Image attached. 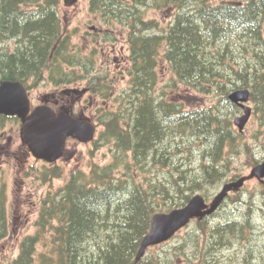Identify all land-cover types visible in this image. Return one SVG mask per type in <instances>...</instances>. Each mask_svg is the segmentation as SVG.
<instances>
[{"label":"trees","instance_id":"trees-1","mask_svg":"<svg viewBox=\"0 0 264 264\" xmlns=\"http://www.w3.org/2000/svg\"><path fill=\"white\" fill-rule=\"evenodd\" d=\"M39 1L47 10L32 20L4 17L14 21L11 31L19 32L22 41L16 54L0 59L2 78L27 84L86 80L93 92L109 97L111 87L107 74L97 72L95 50H72V34L63 28L57 10L61 0ZM89 7L101 23L128 28L129 85L117 110L101 109L103 127L94 141L96 148L110 147L111 160L91 163L88 171L73 169L56 188L51 180L62 177L63 168L35 174L43 184L51 182L50 189L41 199L35 232L22 238L9 264H162L135 261L153 214L183 206L197 192L208 197L209 188L225 180L241 133L213 109L189 110L165 89L154 95L161 59L168 61L176 84L186 89L214 92L231 102L233 89L249 87L251 100L264 106V0H89ZM152 7L174 8L167 26L146 18ZM260 161L248 155L250 167ZM4 190L0 241L10 233ZM204 222H198L199 228L204 229ZM236 226L232 222L231 230ZM218 232L220 242L214 245L221 246L225 243ZM40 242L45 250H39ZM199 245L194 244L197 249L187 264H206ZM242 263L264 264V253L261 258L245 255Z\"/></svg>","mask_w":264,"mask_h":264},{"label":"rangeland","instance_id":"rangeland-1","mask_svg":"<svg viewBox=\"0 0 264 264\" xmlns=\"http://www.w3.org/2000/svg\"><path fill=\"white\" fill-rule=\"evenodd\" d=\"M209 1L223 3L230 0ZM57 10L63 21V28H67L72 34L71 42L75 46H72V50L80 47L85 53L95 50L97 72L107 74L106 85L111 87L110 96L105 97L104 93L100 92L94 93L92 109L87 111L94 115V120L97 119L100 131L103 126L99 117L104 115L101 111L105 108L117 110L120 105L118 103L119 96L129 85L128 73L131 64L127 41L128 28L121 23L107 24L105 21L101 23L102 18L90 11L89 0H80L71 7H67L61 0ZM173 17L174 8L152 7L146 11L147 19L153 18L163 26H167ZM13 43L14 40H11L9 45L13 47ZM158 72L159 76L153 88L154 95L159 96L162 89H165L170 98L184 102L189 110L215 109L216 112L226 117L227 122L231 120L230 129L238 130L234 119L242 111L231 104L232 102L222 99L214 92L209 94L197 92L186 89L182 83L176 84L174 73L166 60L162 61L161 59ZM31 82H34L30 88L34 104H37L45 94L54 91L53 89L57 87L61 95H66L62 92L72 86L89 88L86 80L79 81L75 85L63 84L60 86H56V83L47 79ZM178 92L179 94H177ZM84 103L88 104V101H84ZM250 104L253 107V113L244 132H240V142L234 147L232 161L227 165V176L225 180L223 179L209 188L207 193L210 191V194L206 197L209 201L224 182L233 179V177L250 173L253 167H250L247 162L248 155L252 156L253 153L261 161L264 160V106H256L257 104L252 100ZM99 108L102 110L98 111ZM10 137L13 140L12 150L18 156L11 155L9 157L7 154L9 146H5L4 143L0 144V188L5 189L4 191L8 194L6 205L10 223L8 238L0 241V264H9V260L17 255L22 238L35 232V221L40 212L41 199L50 189L51 183L43 184V180L32 176L45 165L42 162H37L31 156L27 157V154L24 153L19 122L15 119L3 120L0 118V139L7 142ZM93 141L79 144L70 142L64 157L57 161L56 165L51 164V167L61 166L64 171L61 178L51 180L54 187L64 184L68 180L70 172L75 168L88 171L91 163L103 165L110 162V147L96 148ZM236 194L231 193L217 213L205 219L206 222L202 225L204 229L199 228L198 222L193 220L169 241L148 249L146 261L154 262L155 259L157 262L161 260L162 264H187V256L196 251L197 248L194 247V244L198 242L199 247L206 255L207 260L204 261L206 264H243L242 260L245 255L261 258L264 253V189H262L261 182L254 178L248 180ZM232 222H237L234 230H231L230 227ZM218 230L221 231V242L225 243H221V246L214 245L217 239L220 242ZM39 250H45L41 242Z\"/></svg>","mask_w":264,"mask_h":264},{"label":"water","instance_id":"water-1","mask_svg":"<svg viewBox=\"0 0 264 264\" xmlns=\"http://www.w3.org/2000/svg\"><path fill=\"white\" fill-rule=\"evenodd\" d=\"M79 0H64L65 5L76 4ZM229 99L243 109V113L234 119L240 131H243L252 114L249 105L250 90L238 88L229 94ZM28 91L21 81L4 79L0 82V114L17 115L22 120L21 138L38 159L55 161L64 150L69 136L86 143L91 141L96 126L85 119H75L69 113L57 114L46 105L37 106L32 112ZM257 178L264 182V160L255 165L249 174L223 184L211 202L197 193L182 207L153 215L151 227L139 245L136 259L140 260L147 248L170 239L178 230L192 219H202L214 213L231 191H239L247 180Z\"/></svg>","mask_w":264,"mask_h":264},{"label":"flooded vegetation","instance_id":"flooded-vegetation-1","mask_svg":"<svg viewBox=\"0 0 264 264\" xmlns=\"http://www.w3.org/2000/svg\"><path fill=\"white\" fill-rule=\"evenodd\" d=\"M29 1L31 0H0V59L6 55L16 54L18 52V47L21 46L19 42L22 41L21 37L19 36V32L15 30L11 31L15 27V24L13 23L14 21H8V19L6 18L4 19V17H6L7 14L8 15L12 14L14 19L17 18L19 20H22L23 22H27L29 20H32L35 15H39L42 13L44 14V11L47 10V7L42 9L38 6L40 4L39 0L37 2H32V1L29 2ZM12 26L14 27L12 28ZM11 40H14L13 47L9 45ZM1 79H2V75H0V81ZM23 83L27 86L30 93V88L33 86L34 83L30 82L29 84H27L24 81ZM76 83L77 82L70 84L75 85ZM55 85L60 86L63 84H55ZM53 90L54 91L45 94L40 99V101H38L37 104H34V101L32 100L33 102L32 108L44 104L50 106L57 114L64 112V113H69L75 119L83 118L88 121H93L95 124H97V128H98L97 119L94 120L93 119L94 115L89 114L87 112L88 109L89 110L92 109L91 105L93 104V96L94 93H97L92 91V87L78 88L72 86V88L64 90L62 92V93H66V95H61V92H59L58 87ZM73 93H75V95H73ZM87 98L88 100H86ZM84 101H88V104H85ZM101 109L102 108H99L98 111H101ZM0 118L3 120L15 119L19 122V126L21 127V120L16 115L7 116L0 114ZM70 142H74L75 144L81 143L79 140L73 137H69L66 140L63 156L61 158L64 157ZM3 143L5 144V146H9V149L7 150V154L9 157L11 155L18 156V154L12 150L13 140L11 137L8 139L7 142H4L2 141V139H0V144L2 145ZM22 147L24 148V153L27 154V157L30 156L33 157L27 145L24 144ZM36 161L42 162L46 168L57 167V166L51 167V164L56 165L55 163L57 161L54 163H48L44 160H39V159H36ZM59 167L61 166H58L57 168Z\"/></svg>","mask_w":264,"mask_h":264},{"label":"bare ground","instance_id":"bare-ground-1","mask_svg":"<svg viewBox=\"0 0 264 264\" xmlns=\"http://www.w3.org/2000/svg\"><path fill=\"white\" fill-rule=\"evenodd\" d=\"M240 58H241V57H240ZM240 58H239V59H240ZM212 91H213V90H212ZM208 94H209V93H208ZM212 97H213V96H212ZM213 100H214V99H213ZM205 109H206V108H205ZM214 110H215V109H214ZM199 254H200V252H199Z\"/></svg>","mask_w":264,"mask_h":264}]
</instances>
